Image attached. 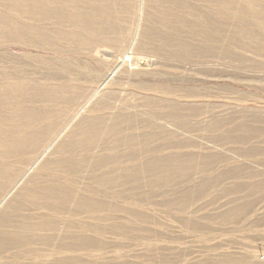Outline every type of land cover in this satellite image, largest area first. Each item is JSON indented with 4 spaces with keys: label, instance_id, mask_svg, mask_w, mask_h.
<instances>
[{
    "label": "rangeland",
    "instance_id": "obj_1",
    "mask_svg": "<svg viewBox=\"0 0 264 264\" xmlns=\"http://www.w3.org/2000/svg\"><path fill=\"white\" fill-rule=\"evenodd\" d=\"M60 1L0 0V264H264V0Z\"/></svg>",
    "mask_w": 264,
    "mask_h": 264
},
{
    "label": "crops",
    "instance_id": "obj_2",
    "mask_svg": "<svg viewBox=\"0 0 264 264\" xmlns=\"http://www.w3.org/2000/svg\"><path fill=\"white\" fill-rule=\"evenodd\" d=\"M55 1V0H54ZM79 1H82V0H73V2L72 3H69V2H67L66 0L63 2L62 0L59 2L60 4H58V3H53V5H52V8L54 9V11L56 10L57 12H59V14H60V12H62L63 10H65V9H67L68 7L69 8H71V9H76V10H79V11H83V10H81V9H83V8H85V6H86V8H88L87 7V5H86V3H84V2H79ZM176 4V3H175ZM178 5H182V4H180V3H177ZM79 5V6H78ZM90 7H95V6H97L96 5V3H94L92 6L91 5H89ZM60 9V11H59V9ZM85 8V9H86ZM179 11H182V10H179ZM41 12H42V10H41ZM61 15L62 14H60L59 16H58V14L57 15H54L55 16V18H54V20H57V19H60V17H61ZM166 16V15H165ZM63 18H65L64 17V15H62V19ZM80 18L83 20V22L84 23H86L88 26H89V24L91 23V22H93V20H95L94 19V17L93 16H91V15H82V16H80ZM72 19V18H71ZM199 22V21H198ZM87 26V27H88ZM68 27H70V28H78V27H76V26H74V25H69ZM90 28V27H89ZM83 30V32H63V33H56V35L57 36H59V35H61V36H69L68 37V39H65L64 41H66V42H63V43H70V44H79V43H94V42H106L105 40H103V39H96V40H91V39H82V37H98V36H103V35H107V36H109V33L110 32H113V34H115L116 36H121L122 34H123V30L122 31H120V30H114V31H101V32H91V30H89V29H86V28H83L82 29ZM75 38H78V39H75ZM111 42H113V41H111ZM227 87H225V92L226 91H228L227 89H226ZM217 91L218 93H219V90L222 92V93H224V91H223V89H218V87H216V89H214V90H212V88L210 89L209 88V92L210 93H214V91ZM86 139H89V136H87L86 137ZM88 142H90V140H88L86 143H88ZM257 188H261L262 189V192L264 193V177H262V179H261V184H259L258 185V187ZM264 197V196H263ZM264 198H262V200H263ZM258 226H260V227H263L264 228V221L262 222V224L261 225H258ZM264 235V234H263Z\"/></svg>",
    "mask_w": 264,
    "mask_h": 264
},
{
    "label": "bare ground",
    "instance_id": "obj_3",
    "mask_svg": "<svg viewBox=\"0 0 264 264\" xmlns=\"http://www.w3.org/2000/svg\"><path fill=\"white\" fill-rule=\"evenodd\" d=\"M56 1V0H55ZM210 2H212V1H210ZM228 2V1H227ZM51 3V2H50ZM213 3V2H212ZM230 4H232V3H230ZM226 5H228V4H226ZM79 6V5H78ZM59 9V8H58ZM59 11H60V9H59ZM258 17V16H257ZM264 17V16H263ZM257 19V18H256ZM262 20V19H261ZM245 21V20H244ZM243 21V22H244ZM254 22H256V21H254ZM256 24H258V23H255V25ZM262 24V23H261ZM252 24H250V26H251ZM253 26V25H252ZM263 27V26H262ZM255 31V30H254ZM253 31V32H254ZM256 33V32H255ZM258 34H260V33H258ZM252 42V41H251ZM259 53V52H258ZM13 89V88H12ZM11 91V90H10ZM14 91V90H13ZM49 94V93H48ZM30 139V138H29ZM21 140V139H20ZM57 140V139H56ZM11 141V140H10ZM9 141V142H10ZM23 141H25V140H23ZM32 142H35V141H33L32 140ZM37 142V141H36ZM26 143V142H25ZM29 143H30V141H29ZM28 144V143H27ZM32 144V143H31ZM90 144V143H89ZM11 145V144H10ZM16 145V144H15ZM14 145V146H15ZM39 145H40V143H39ZM7 146V145H6ZM23 146V145H22ZM82 146H83V144H82ZM85 146V145H84ZM11 147V146H10ZM21 147V146H20ZM34 147V146H33ZM87 147V146H86ZM17 148V147H16ZM12 149H13V147H12ZM23 149H25V148H23ZM29 149V148H28ZM31 149V148H30ZM14 150V149H13ZM12 150V151H13ZM18 150V149H17ZM86 151V150H85ZM27 152V151H26ZM30 152V151H29ZM87 152V151H86ZM10 153H12V152H10ZM13 153H14V151H13ZM16 153V152H15ZM32 153V152H31ZM27 154V153H26ZM66 158V157H65ZM21 161H23V160H21ZM19 162V161H18ZM81 162H84V160H82ZM17 163V162H16ZM82 164V163H81ZM66 170V169H65ZM92 187V186H91ZM48 188V187H47ZM63 188V187H62ZM53 190V189H52ZM51 190V191H52ZM102 190H104V189H102ZM38 192V191H37ZM66 192V191H65ZM34 193V192H33ZM47 193V192H46ZM35 194V193H34ZM39 194H41V193H39ZM155 194V193H154ZM93 195V194H92ZM36 196H38V195H36ZM41 197H42V195H40ZM43 196H44V194H43ZM51 196V194H49V197ZM39 197V196H38ZM46 197V196H45ZM44 198V197H43ZM76 198V197H75ZM114 198V197H113ZM39 199V198H38ZM40 200V199H39ZM76 200V199H75ZM90 201V200H89ZM93 201V200H92ZM96 201V200H95ZM98 202V201H97ZM36 203V202H35ZM90 203L92 204V202L90 201ZM96 203V202H95ZM82 207V206H81ZM92 207V206H91ZM117 207V206H116ZM84 208V207H83ZM88 208V206L86 207V209ZM36 210V209H35ZM92 210V209H91ZM88 212V211H87ZM89 212H91V211H89ZM101 213V212H100ZM50 215V214H49ZM92 216V215H91ZM91 218V217H90ZM108 219V218H107ZM108 228V227H107ZM26 230V229H25ZM23 231V230H22ZM27 231H28V229H27ZM35 231V230H34ZM23 239V238H22ZM28 239V238H27ZM51 243V242H50ZM40 244V243H39Z\"/></svg>",
    "mask_w": 264,
    "mask_h": 264
}]
</instances>
